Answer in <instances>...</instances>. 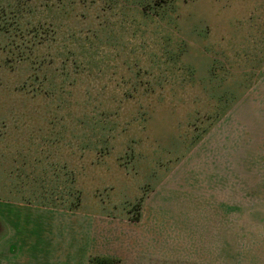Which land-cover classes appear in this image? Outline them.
Wrapping results in <instances>:
<instances>
[{"label": "rangeland", "instance_id": "rangeland-1", "mask_svg": "<svg viewBox=\"0 0 264 264\" xmlns=\"http://www.w3.org/2000/svg\"><path fill=\"white\" fill-rule=\"evenodd\" d=\"M109 1L0 0L1 28L8 29L0 33V197L17 196L4 189L20 170L18 158L33 160L35 146L45 144V111L58 118L112 114L118 127L139 128L146 155L130 162L118 143L115 157L96 166L94 153L78 151L74 165L86 174L98 169L94 180L84 175L82 211L0 201L42 227L25 221L0 230V264H89L94 255L120 264H264V0H176L174 27L161 16L142 18L133 0ZM61 2L74 14H56ZM97 11L96 23L106 26L108 18L110 26L93 41L88 17ZM37 24L57 33L35 45ZM184 41L182 67L171 69L167 50ZM209 54L229 56L230 82H254L215 122L214 107L200 109L202 90L183 69L191 63L201 71ZM51 84L55 93L35 97V86ZM149 96L158 100L154 116L137 126ZM204 121L213 124L202 134ZM142 144L135 141V149ZM143 196L140 216L133 202ZM100 198L106 209L97 208Z\"/></svg>", "mask_w": 264, "mask_h": 264}, {"label": "trees", "instance_id": "trees-1", "mask_svg": "<svg viewBox=\"0 0 264 264\" xmlns=\"http://www.w3.org/2000/svg\"><path fill=\"white\" fill-rule=\"evenodd\" d=\"M111 1L112 0L108 3L115 4ZM175 2L176 0H133V4L142 18L161 16L173 27L174 18L170 16L171 13L169 11L173 9ZM94 8L97 10L96 7ZM48 9L52 11V8ZM70 10H72V8H69L66 2H61L56 14H74L71 13ZM89 15L90 14L88 13L87 16ZM99 17V11L88 17L90 18L88 31L91 33V39L93 41H100L103 35V30H101V28L104 26V23H96V18ZM104 21L105 23L107 21V25L104 26V28H108L110 26L108 18ZM2 24L6 26V22H2ZM2 24H0V28L2 27ZM45 29L46 28H43L40 24L35 25V45L42 44L46 36H54V34L57 33L55 29H50L51 31ZM4 30L8 29L1 28L0 33L1 31L4 32ZM196 34L199 36H206V34H203L202 31H197ZM169 41L172 42V39ZM174 47L176 50H174ZM25 49L26 48H24V50ZM209 49L210 47L208 48V53L210 52ZM187 50L188 46L185 41L175 44L173 48L167 50L168 56L166 62L169 64L171 69L182 67L179 65L182 61L181 54L187 52ZM208 56V61L203 66L201 71H199L195 65L191 63H184L183 69L187 74L188 83H190L193 87L199 86L200 90H202L203 96L198 101V103H200V109H207V111H210L214 107L213 113H211L209 118H212V121L214 119L213 122H215V119L217 120L227 114V112L231 110L237 102H239L244 92H247L248 88L251 87L254 82L249 79H235L230 82V78H228L230 74L225 72V68L228 65L233 64V62L229 60V56H225V54H223V60L212 54H209ZM39 71L40 68H35V79H39L41 77ZM43 71L44 73L42 75L45 74L46 80H50L48 78V70L44 69ZM75 84L76 83H74V85ZM140 85V83L136 82V86H134L133 89L138 90ZM51 89L53 93L57 91V88L53 85L46 88L35 86V97L38 95H44V97H47L51 94ZM160 101L161 100H159V102ZM157 102L158 100L155 98L150 96L145 97L144 105L142 103V109L139 108V116L135 119L138 123L137 126L147 124V121L152 119L154 116L153 110L155 109ZM197 111L195 110L190 112L188 116L189 120L192 119L196 113H198ZM45 112L42 113V117L45 118L46 125L51 124V128H48L47 131V138L44 140L45 144L42 148L35 146V158L33 160L29 159L28 154L27 157L21 155L20 158H18L17 161L20 163L18 168L20 170L19 172L13 174L9 183L10 189H4L8 186H4L2 188L6 191V193L17 194V196L8 195L7 197H0V201L23 203L40 208L57 209L70 212L82 211L84 210L83 207H85L86 203L85 194L87 189L83 184L84 175L89 176L90 178L88 179L94 180L96 176H94V174H96L98 169H93L92 173L86 174L87 169L83 173L80 166L74 165V157L77 155L78 151L89 152L90 154L94 153L97 160L92 161V163L96 166L116 154V147L118 143H121V145L126 147L127 151L125 155H128L130 162L138 164L139 161L146 156L145 152L141 150L144 149L145 146L142 144V136L139 135V128L130 130L118 127V120H113L111 116L112 114H110V118H96L97 116L89 118L84 115L78 117L74 113H69L67 116L63 115L58 118L57 115L55 116L54 114L52 117H48L44 114ZM170 113L173 114V112ZM35 119L37 120L35 122L36 124L41 122V119L37 117H35ZM42 122L44 123V120ZM213 122H203L204 126L202 134H205L210 130ZM46 129L47 128H41L40 130L46 131ZM145 132L146 131L141 130L143 135H147ZM66 137H69L72 140L67 142ZM193 138V142H191L186 150L191 149L194 144H197L201 140L202 137L199 135L193 136ZM158 140V138H155L154 141ZM135 141L141 143L143 148L136 150L134 146ZM176 147L177 149H183L184 146L182 143L179 144L178 142ZM67 149H69V151L71 150L69 154H66L65 152ZM57 151L61 152L62 155L59 156ZM157 153L159 152H155L154 155ZM30 160L32 166L30 164ZM32 173L33 176H31ZM4 183L2 186L5 185ZM145 194L147 195V193ZM144 199L145 197L143 196L133 202V206H135L134 209L138 214L141 213L140 207L143 204ZM99 200L101 204L97 208H102L103 204V209H106L107 206H104V203L108 201L103 198H100ZM89 264H120V259L107 255H94L90 257Z\"/></svg>", "mask_w": 264, "mask_h": 264}, {"label": "crops", "instance_id": "crops-1", "mask_svg": "<svg viewBox=\"0 0 264 264\" xmlns=\"http://www.w3.org/2000/svg\"><path fill=\"white\" fill-rule=\"evenodd\" d=\"M27 217H24L23 213L16 210L13 207H9L7 205L4 204H0V230H5L3 232L7 233L6 231L8 230V228L11 230L13 229V227H15L16 229H18L19 223L23 224V222L27 221L28 223H30V225L32 226V229H39L41 230L42 227H38L35 228V223L32 221L33 218L28 219ZM35 220H38L39 222V218L35 216ZM37 222V223H38ZM17 237V236H16ZM89 263V261H88Z\"/></svg>", "mask_w": 264, "mask_h": 264}]
</instances>
